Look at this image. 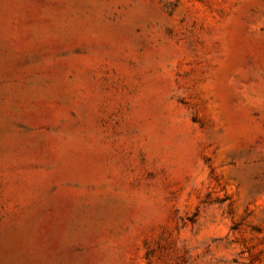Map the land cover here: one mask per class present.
Here are the masks:
<instances>
[{
    "label": "rangeland",
    "instance_id": "rangeland-1",
    "mask_svg": "<svg viewBox=\"0 0 264 264\" xmlns=\"http://www.w3.org/2000/svg\"><path fill=\"white\" fill-rule=\"evenodd\" d=\"M0 264H264V0H0Z\"/></svg>",
    "mask_w": 264,
    "mask_h": 264
}]
</instances>
